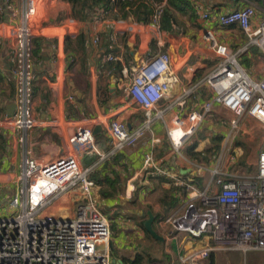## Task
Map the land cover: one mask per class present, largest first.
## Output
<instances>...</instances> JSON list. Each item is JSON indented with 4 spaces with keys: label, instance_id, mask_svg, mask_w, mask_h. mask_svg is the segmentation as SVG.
<instances>
[{
    "label": "crops",
    "instance_id": "crops-1",
    "mask_svg": "<svg viewBox=\"0 0 264 264\" xmlns=\"http://www.w3.org/2000/svg\"><path fill=\"white\" fill-rule=\"evenodd\" d=\"M194 1L203 3L212 17L203 19L196 15L197 19L183 35L175 28L163 27L164 23H143L132 17L86 19L67 0L46 1L34 37L33 111L37 125L29 130H17L9 122L12 116H8V108L15 103L14 32L20 23L23 0H11L14 12L8 20L0 22V104L6 108L5 115L0 117V218L15 213L11 199L22 186L19 177L28 152L41 161L77 154L83 165L91 167L90 176L95 177L97 185V204L101 210L100 205L104 207L102 212L110 223L111 264H131L138 254L145 255L150 264H184L181 260L184 250L208 242L186 232H173L171 221L185 215L191 204L199 203L191 198V186L210 194L219 191L215 170L227 177L257 172L258 155L264 150V123L244 113L238 118V127L233 129L236 114L216 105L179 151L173 148L165 123L156 118L136 145L108 154L111 150L108 126L114 118L125 120L130 129L144 123L145 112L132 103L128 88L133 68L160 51L171 55L172 65L180 75V82L164 104L173 103L219 63L220 57L211 48L209 34L237 53L240 64L252 78L264 79V49L251 42L240 25L224 26L216 20L218 14L252 4L256 12L251 25L256 28L264 21V0H191L192 5ZM3 5L0 0L4 10ZM44 9L46 25L42 26ZM162 13L163 10L159 21ZM108 35L116 51L111 54L114 58L109 59L124 64L119 76L102 66L106 51L104 37ZM79 36L83 37L81 48L77 43ZM125 58L132 65L131 71ZM211 94L206 87L195 89L187 96L185 107L175 105L169 115L201 110ZM96 125L102 126L95 136L96 146L105 156L94 149L78 154L69 138L82 126L94 129ZM241 135L248 139L257 136L261 140L248 149L238 139ZM217 144L218 152L206 153ZM193 145V152L202 153L199 157L190 155ZM149 153L153 155V166L144 163ZM197 164L205 168L200 170ZM103 190L106 195L102 194ZM67 196L68 206L61 212L74 215L77 195L70 191ZM173 199L175 204L171 205ZM149 211L154 214L153 227L163 240L154 237L145 226ZM210 263L208 259L207 264Z\"/></svg>",
    "mask_w": 264,
    "mask_h": 264
},
{
    "label": "built area",
    "instance_id": "built-area-1",
    "mask_svg": "<svg viewBox=\"0 0 264 264\" xmlns=\"http://www.w3.org/2000/svg\"><path fill=\"white\" fill-rule=\"evenodd\" d=\"M46 1L56 0H23L20 23L14 32L15 113L9 122L17 130L37 125L33 111L34 37ZM7 2L14 12L11 0ZM193 8L203 19L212 17L199 1H194ZM161 11L159 6L154 24H159ZM255 12V6L249 4L218 14L216 20L224 26L240 25L250 41L264 49V21L256 28L251 25ZM208 36L211 48L220 57L219 63L171 104L164 101L180 82V75L168 52L160 51L133 68L128 94L146 118L135 129H130L125 120L114 118L108 126V154L136 145L156 118L165 123L170 142L179 151L216 105L236 114L233 129L244 113L264 123V79L252 78L240 64L237 53L215 36ZM200 87L209 88L212 93L201 110L169 115L175 105L185 107L187 96ZM68 141L78 154L94 149L105 156L98 151L92 126H82ZM144 163L153 166L151 153ZM197 167L205 168L201 164ZM90 173L91 167L83 165L77 154L60 155L51 161H41L29 152L25 155L19 177L22 186L11 199L15 213L0 218V264H111L110 223L97 204V185ZM215 176L219 191L210 194L191 186V198L199 203L191 204L185 215L171 221L173 232H186L195 239L208 241L184 250V264H207L211 252L217 250H264V150L258 155L254 175L227 177L217 169ZM70 191L77 195L74 215L61 212L68 206Z\"/></svg>",
    "mask_w": 264,
    "mask_h": 264
},
{
    "label": "trees",
    "instance_id": "trees-1",
    "mask_svg": "<svg viewBox=\"0 0 264 264\" xmlns=\"http://www.w3.org/2000/svg\"><path fill=\"white\" fill-rule=\"evenodd\" d=\"M71 3L73 7H78L83 16L87 19L88 17H121L122 19L134 18L135 20H140L143 23H153L154 16L162 6V21L163 27L175 28L180 34H186L189 24L195 22L197 19L191 0H67ZM103 10L100 15L99 10ZM5 20V12L0 6V22ZM105 33H101V36ZM104 49L106 50L103 57V67L109 70L110 74H115L119 76L122 73L124 64L122 61H113L109 59L111 54L116 53V51L111 47V43L108 37H104ZM78 46L81 48L83 44V37H78ZM2 49V44L0 43V50ZM126 63L129 65V70L131 71L132 65L129 63L127 58H125ZM100 88V87H99ZM101 89V88H100ZM15 88L13 86V92ZM6 112L5 105L0 104V117L4 116ZM2 137V135H0ZM194 145L189 150L190 155L194 157H199L202 153L193 152ZM220 146L217 144L213 149L207 150L206 153H216L218 152ZM95 179L94 176H90ZM103 195H106L105 190L102 191ZM175 204L173 199L171 205ZM150 234V233H149ZM209 261L211 264L215 263V252H211ZM131 264H150V260H146V256L143 254H138L132 261Z\"/></svg>",
    "mask_w": 264,
    "mask_h": 264
},
{
    "label": "rangeland",
    "instance_id": "rangeland-1",
    "mask_svg": "<svg viewBox=\"0 0 264 264\" xmlns=\"http://www.w3.org/2000/svg\"><path fill=\"white\" fill-rule=\"evenodd\" d=\"M20 1V0H19ZM42 20L41 24L42 26H45L46 23L43 22L44 15H45V9L41 11ZM56 24H58L56 22ZM39 30V29H38ZM37 30V32H38ZM241 141L245 142L247 144L248 149H250L251 144L260 142V138L257 136H254L251 139L246 138V136L241 135L240 138ZM89 152V151H88ZM86 152V153H88ZM254 171H249L247 173H253ZM102 210H104V207H102ZM216 252V264H264V250H256V251H250L247 253L244 252H238V251H229V250H217Z\"/></svg>",
    "mask_w": 264,
    "mask_h": 264
},
{
    "label": "water",
    "instance_id": "water-1",
    "mask_svg": "<svg viewBox=\"0 0 264 264\" xmlns=\"http://www.w3.org/2000/svg\"><path fill=\"white\" fill-rule=\"evenodd\" d=\"M3 3H4L3 6L5 12V20H8L12 11L11 8L9 7L7 0H3ZM14 112H15V103H13L12 106L8 108V116H13ZM101 129H102L101 125H96L95 128L93 129V136L95 137L97 133L101 131ZM153 222H154V214L152 211H149V218L146 220L145 226L154 237L163 240V237L154 229Z\"/></svg>",
    "mask_w": 264,
    "mask_h": 264
}]
</instances>
